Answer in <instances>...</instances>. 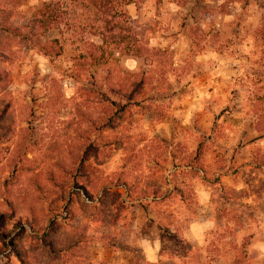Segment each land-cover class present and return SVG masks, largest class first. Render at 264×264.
I'll use <instances>...</instances> for the list:
<instances>
[{
    "label": "rangeland",
    "instance_id": "1",
    "mask_svg": "<svg viewBox=\"0 0 264 264\" xmlns=\"http://www.w3.org/2000/svg\"><path fill=\"white\" fill-rule=\"evenodd\" d=\"M43 2L59 56L0 31V264H264V0L131 3L113 59L82 76L103 31L87 0H10L0 27ZM135 39L167 56L127 53Z\"/></svg>",
    "mask_w": 264,
    "mask_h": 264
},
{
    "label": "trees",
    "instance_id": "2",
    "mask_svg": "<svg viewBox=\"0 0 264 264\" xmlns=\"http://www.w3.org/2000/svg\"><path fill=\"white\" fill-rule=\"evenodd\" d=\"M143 1L144 0H87V3L97 13V20L102 24V42L100 45H96L95 43L90 42L88 51L86 53H80L78 55L76 59L77 63L75 61V63L73 64L75 69L72 68L73 76H82L81 71L87 72L90 68H96L97 70L99 64L106 65L113 59L111 52H109L107 55H105V52L107 51L108 43L116 41L115 38H113L114 34L116 32L117 34H120L119 32H121L120 27L122 26L117 20V17L125 15L126 12L123 9L127 5L133 3L138 8ZM9 2L10 0H0V6L2 8L0 10V14L3 16V19H0V25L1 22H5V17L8 16L6 8H8ZM57 17L58 15L56 14L55 8H53L50 3L43 2L42 5L38 8L37 12H35V14L33 15L31 27L22 29L19 27H10L6 24L3 27H0V31L5 32L8 35H13L16 37L20 36V39L25 40L29 46L35 48L45 57L53 59L54 57L61 54L62 46L59 39H52L48 41L44 40L43 34L54 27H58L59 21ZM257 38L261 41L262 44H264V21L260 24L259 28H257ZM99 52L100 55L98 56L97 53ZM126 52L132 53L136 56H146L149 59L150 63H160L162 62L163 58L167 56L164 50L153 47L147 48L138 43V40L136 39L134 43L127 47ZM107 73L108 74L105 76V84L107 85V90L112 91L113 80L110 76L112 72L110 69H107ZM127 77L128 81L126 79L125 82H121L119 86L121 88L124 87L125 90H129V94L132 95L139 90L138 88L143 84L144 79L142 77H137L136 74L133 73H128ZM108 102L111 105L114 104V101ZM257 102L259 104H257V109L263 110V96H257ZM1 113H3V116L7 114V108L5 107L2 112L0 111V114ZM84 114L85 119L91 118L89 112H84ZM114 115L115 114L112 113V111L109 109L103 110L101 115L97 118V121L101 124V126H108L112 123ZM80 116L83 119V115L80 114ZM261 116H264L262 112ZM262 134H264V131L262 132ZM262 163V165H264V161ZM160 224L165 229H171L176 235L183 236L181 235L182 229L179 223H177L176 221L170 223L161 222Z\"/></svg>",
    "mask_w": 264,
    "mask_h": 264
},
{
    "label": "crops",
    "instance_id": "3",
    "mask_svg": "<svg viewBox=\"0 0 264 264\" xmlns=\"http://www.w3.org/2000/svg\"><path fill=\"white\" fill-rule=\"evenodd\" d=\"M201 222L200 221H195L192 224V228H200ZM198 237V235H196Z\"/></svg>",
    "mask_w": 264,
    "mask_h": 264
}]
</instances>
